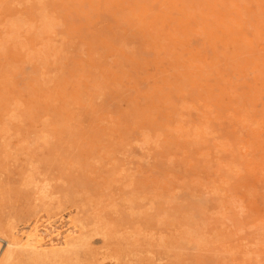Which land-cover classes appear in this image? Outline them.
Returning <instances> with one entry per match:
<instances>
[{
	"label": "rangeland",
	"instance_id": "1",
	"mask_svg": "<svg viewBox=\"0 0 264 264\" xmlns=\"http://www.w3.org/2000/svg\"><path fill=\"white\" fill-rule=\"evenodd\" d=\"M5 241L3 264H264V0H0Z\"/></svg>",
	"mask_w": 264,
	"mask_h": 264
},
{
	"label": "bare ground",
	"instance_id": "2",
	"mask_svg": "<svg viewBox=\"0 0 264 264\" xmlns=\"http://www.w3.org/2000/svg\"><path fill=\"white\" fill-rule=\"evenodd\" d=\"M15 27V26H14ZM12 28V27H11ZM45 29H47V27L45 28ZM48 31H49V29H48ZM13 39V38H12ZM169 49V48H168ZM100 94V93H99ZM99 97V96H98ZM188 104V103H187ZM186 104V105H187ZM188 107V106H187ZM190 108V107H189ZM212 111V110H211ZM248 113V112H247ZM200 115H201V113H200ZM181 117H182V115H181ZM207 117V116H206ZM184 130H187V129H184ZM183 130V131H184ZM197 130H199V129H197ZM193 131H194V129H193ZM189 133V132H188ZM194 135V134H193ZM198 137V136H197ZM248 140V139H247ZM221 145V144H220ZM230 145V144H229ZM222 147V146H221ZM229 147V146H228ZM263 160V159H262ZM261 170V169H260ZM42 189V188H41ZM248 193V192H247ZM6 242V241H5ZM7 244H6V246H5V244H4V246H2L1 248H0V264H3L2 262L3 261H6V259H7V257H8V253H9V251L7 250V251H5L4 250V248H6L9 244H10V242H6ZM10 246V245H9ZM65 248V247H64ZM123 249V248H122ZM63 251V250H62ZM62 251H61V253H62ZM70 251V250H69ZM75 251V250H74ZM137 253V252H136ZM65 254V253H64ZM134 255V254H133ZM53 256V255H52ZM61 256V255H60ZM66 257V256H65ZM110 258H111V256H110ZM73 259V258H72ZM60 260V259H59ZM65 262V261H64ZM63 262V263H64ZM59 263H60V261H59ZM48 264V263H47Z\"/></svg>",
	"mask_w": 264,
	"mask_h": 264
}]
</instances>
